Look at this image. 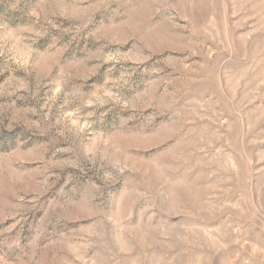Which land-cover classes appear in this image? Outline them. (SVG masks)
I'll return each mask as SVG.
<instances>
[{
	"label": "rangeland",
	"instance_id": "obj_1",
	"mask_svg": "<svg viewBox=\"0 0 264 264\" xmlns=\"http://www.w3.org/2000/svg\"><path fill=\"white\" fill-rule=\"evenodd\" d=\"M0 264H264V0H0Z\"/></svg>",
	"mask_w": 264,
	"mask_h": 264
}]
</instances>
